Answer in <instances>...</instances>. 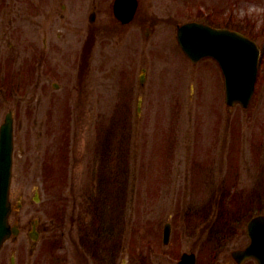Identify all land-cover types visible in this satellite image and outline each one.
Masks as SVG:
<instances>
[{
    "label": "rangeland",
    "instance_id": "1",
    "mask_svg": "<svg viewBox=\"0 0 264 264\" xmlns=\"http://www.w3.org/2000/svg\"><path fill=\"white\" fill-rule=\"evenodd\" d=\"M112 3L0 0V124L11 110L21 228L0 264H171L183 252L236 264L246 216L264 212V49L249 105L230 109L218 64L191 62L175 34L213 10L264 46V0H138L126 24Z\"/></svg>",
    "mask_w": 264,
    "mask_h": 264
},
{
    "label": "water",
    "instance_id": "2",
    "mask_svg": "<svg viewBox=\"0 0 264 264\" xmlns=\"http://www.w3.org/2000/svg\"><path fill=\"white\" fill-rule=\"evenodd\" d=\"M123 0H115L117 16L124 21L132 18L136 9V0H126L128 7L122 10ZM124 14V16L122 15ZM178 40L188 56L196 61L203 55H212L220 63L226 85V102L234 105L240 102L247 106L252 95L256 78L258 49L254 41L242 33L226 28H212L197 22H189L179 27ZM13 151V119L7 113L0 125V246L11 233L17 234L16 227L11 228L7 217L10 211L9 186ZM165 240L169 225L165 227ZM250 243L243 249L234 250L231 255L242 263L254 257L258 264H264V215L250 220L247 225ZM176 264H195L193 254L183 253Z\"/></svg>",
    "mask_w": 264,
    "mask_h": 264
},
{
    "label": "flooded vegetation",
    "instance_id": "3",
    "mask_svg": "<svg viewBox=\"0 0 264 264\" xmlns=\"http://www.w3.org/2000/svg\"><path fill=\"white\" fill-rule=\"evenodd\" d=\"M93 3H94V5H95V2H93ZM36 228H37V227H36ZM35 232H39L38 229H36ZM2 249H3V247L0 249V254L2 253V252H1Z\"/></svg>",
    "mask_w": 264,
    "mask_h": 264
}]
</instances>
